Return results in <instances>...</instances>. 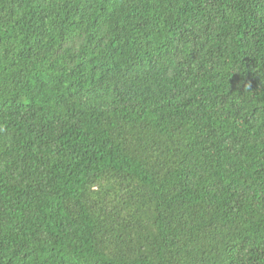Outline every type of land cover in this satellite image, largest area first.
I'll use <instances>...</instances> for the list:
<instances>
[{
  "label": "trees",
  "instance_id": "trees-1",
  "mask_svg": "<svg viewBox=\"0 0 264 264\" xmlns=\"http://www.w3.org/2000/svg\"><path fill=\"white\" fill-rule=\"evenodd\" d=\"M0 264H264V0H0Z\"/></svg>",
  "mask_w": 264,
  "mask_h": 264
}]
</instances>
